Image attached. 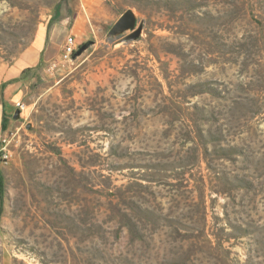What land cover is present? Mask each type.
I'll list each match as a JSON object with an SVG mask.
<instances>
[{"label":"rangeland","instance_id":"374dc122","mask_svg":"<svg viewBox=\"0 0 264 264\" xmlns=\"http://www.w3.org/2000/svg\"><path fill=\"white\" fill-rule=\"evenodd\" d=\"M28 67L0 259L264 264V0H0V86Z\"/></svg>","mask_w":264,"mask_h":264},{"label":"trees","instance_id":"16d2710c","mask_svg":"<svg viewBox=\"0 0 264 264\" xmlns=\"http://www.w3.org/2000/svg\"><path fill=\"white\" fill-rule=\"evenodd\" d=\"M32 68L28 67V68H25L22 73H21V76L20 77H17V78H13L9 81H6V82H3L0 86V101L2 103V106H3V122H2V131L6 130L7 129V120H6V114H5V109H6V101L4 99V90L5 88L7 87V85H9L10 83H14V82H17L20 78H24V76L29 72L31 71ZM5 189V186H4V180H3V177L2 175L0 174V199L2 200L3 199V194H4V190Z\"/></svg>","mask_w":264,"mask_h":264},{"label":"water","instance_id":"95a60500","mask_svg":"<svg viewBox=\"0 0 264 264\" xmlns=\"http://www.w3.org/2000/svg\"><path fill=\"white\" fill-rule=\"evenodd\" d=\"M134 21H135V17H134V15H133V13H132L131 11H127V12H125V13L121 16V18L117 21V23L115 24L113 30H115V31L123 30V29L127 28L128 25H133ZM137 33H139V30H137V31L132 35V37H133V36L135 37V36L137 35ZM18 113H19V110H17L15 117H17Z\"/></svg>","mask_w":264,"mask_h":264},{"label":"built area","instance_id":"2783aa9c","mask_svg":"<svg viewBox=\"0 0 264 264\" xmlns=\"http://www.w3.org/2000/svg\"><path fill=\"white\" fill-rule=\"evenodd\" d=\"M76 46H75V38L73 36H69L64 44L63 48V59L64 60H71L73 54L75 53Z\"/></svg>","mask_w":264,"mask_h":264},{"label":"crops","instance_id":"0c3cea01","mask_svg":"<svg viewBox=\"0 0 264 264\" xmlns=\"http://www.w3.org/2000/svg\"><path fill=\"white\" fill-rule=\"evenodd\" d=\"M0 264H8V261L7 260H4L3 259V256H2L1 259H0Z\"/></svg>","mask_w":264,"mask_h":264}]
</instances>
